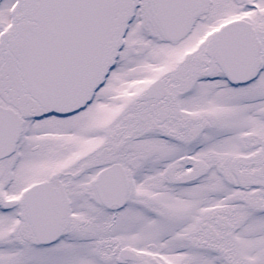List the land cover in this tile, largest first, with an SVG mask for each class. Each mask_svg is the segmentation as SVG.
<instances>
[{
	"label": "snow or ice",
	"instance_id": "1",
	"mask_svg": "<svg viewBox=\"0 0 264 264\" xmlns=\"http://www.w3.org/2000/svg\"><path fill=\"white\" fill-rule=\"evenodd\" d=\"M0 264H264V0H0Z\"/></svg>",
	"mask_w": 264,
	"mask_h": 264
}]
</instances>
